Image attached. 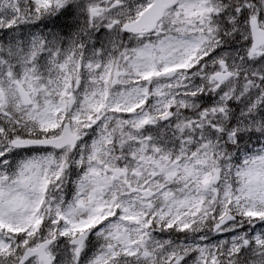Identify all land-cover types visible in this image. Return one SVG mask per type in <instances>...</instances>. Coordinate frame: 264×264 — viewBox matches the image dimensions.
I'll use <instances>...</instances> for the list:
<instances>
[{
  "label": "snow or ice",
  "instance_id": "snow-or-ice-1",
  "mask_svg": "<svg viewBox=\"0 0 264 264\" xmlns=\"http://www.w3.org/2000/svg\"><path fill=\"white\" fill-rule=\"evenodd\" d=\"M0 264H264V0H0Z\"/></svg>",
  "mask_w": 264,
  "mask_h": 264
}]
</instances>
